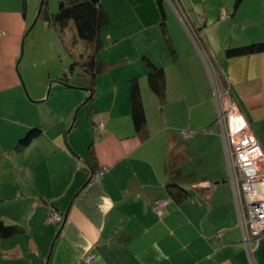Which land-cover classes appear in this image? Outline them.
Returning <instances> with one entry per match:
<instances>
[{"label":"crops","instance_id":"0c3cea01","mask_svg":"<svg viewBox=\"0 0 264 264\" xmlns=\"http://www.w3.org/2000/svg\"><path fill=\"white\" fill-rule=\"evenodd\" d=\"M158 1L115 0L127 13L145 4L152 14L160 11ZM257 1L255 9L234 10L227 0H194L203 11L202 27L196 26L183 0H178L183 15L170 1L174 11L166 12L164 28L170 39L158 44L153 56L144 54L164 68V97L149 85L144 55L138 57L143 65L139 73L125 68L130 59L124 57L118 59L123 66L98 78L92 123L98 121L97 128L104 124L103 129L92 127L82 138L76 124L65 134L49 133L41 125L43 133L19 150L18 141L26 133L0 138V219L23 228L10 238L0 237V264H264V234L251 256L243 242L214 93L217 84L223 108L239 107L264 148V52L228 58L230 45L222 41L215 47L201 30L207 27L209 32V26L223 21V11L233 22L253 24L249 11L264 20V0ZM101 2L113 25L116 9ZM137 19L140 27H147ZM109 24L102 39L105 43V34L113 46L127 34L120 33L124 25L115 31ZM260 25L247 28L236 44L264 41ZM28 26L23 9L0 12V92L21 83L16 61ZM159 26L163 29L162 20ZM133 79L141 86L146 138L137 134L132 121ZM58 80L52 87L63 85ZM71 80L77 82L79 75ZM48 82L38 81L42 89L36 98L45 94ZM70 118L61 115L59 120L67 128ZM34 126L39 127L33 123L27 129ZM91 165L96 174L105 169L101 181L89 182ZM169 184L186 188L189 196L177 203L168 194ZM159 202L165 203L162 214L155 209ZM53 208L63 215L61 224L52 220ZM88 255L93 256L90 262L85 261Z\"/></svg>","mask_w":264,"mask_h":264},{"label":"rangeland","instance_id":"374dc122","mask_svg":"<svg viewBox=\"0 0 264 264\" xmlns=\"http://www.w3.org/2000/svg\"><path fill=\"white\" fill-rule=\"evenodd\" d=\"M46 1L49 11L57 12L59 10L61 0ZM116 1L118 2L119 0ZM170 1L175 3L176 7H178V0H163L167 13L170 9L174 11ZM183 1L186 7L191 11L196 26L202 27L199 15H203V11L194 5L197 0H195V3L193 2L194 0ZM117 2H115V0H106L108 8L116 9L112 12L113 25L110 23L109 26L111 25V27L109 29H115L116 31V27L118 28V26L124 25L120 33L121 35L127 34V36L116 42L114 44L116 46H111L106 41V36L104 34L105 43L101 49V56L106 61H120L118 59L128 57L130 62L125 68H132L136 73H139L138 67L143 68L141 67L143 65L140 60H138V57L141 59V56L147 53L153 56L155 52L154 48L157 47L158 44H164V42L168 40L169 36L167 35L168 37H165L164 28L161 29L159 26L163 19L161 9L152 14L151 12H147L149 7L142 4L139 8L133 6L134 8L136 7V9L131 13H127L126 10L123 11L118 8L121 6H119ZM227 2L234 8L236 0H227ZM40 3L41 0H0V12H3V10H20L26 6L27 21L29 22V26L23 36V38H25V43L24 45L21 43L19 47V56L16 61V70L21 83L17 87L8 88L6 91L0 92V138H5L7 135L14 133L19 138L28 130L27 125L33 123L38 124L39 127L42 125L44 131L49 133L54 134L61 132L65 134L71 130L75 115L77 120L75 131L77 130L82 138L84 135L89 136L92 127L96 132L99 130L97 128L98 121L95 122L96 124L92 123L95 115L94 106L87 102L90 92L83 88H69L66 90L64 88H67V86L59 81L58 82L63 85H55L52 87V81L55 80L56 77L61 79L65 76V72L73 62V58L70 53H68L64 41L57 33L56 29L42 18L37 19ZM109 3L110 7L108 6ZM196 4H199V2ZM258 5L259 1L257 0H246L242 1L240 4V6L249 10L255 9ZM226 9H228L227 6ZM179 11L183 15L180 9ZM230 13H233L232 8ZM256 13L257 12L252 11L247 13V15H249V20H252L255 25L254 23L250 24L246 21L233 22L232 19H227V16L223 21L217 20L218 24L209 26V32H205L207 27L202 28L203 36H205L206 40L215 44V47L222 46V41H225L227 45L237 46L238 44H236V41L242 40L247 28L261 27L260 24H264L262 15ZM137 15L147 27H140L137 24ZM31 26H33L32 29H30ZM195 35L199 43L198 35ZM67 37L73 40L72 31H68ZM82 42L83 41H80L78 44L79 49L83 47ZM187 51L190 52V50ZM123 65L120 64L119 67ZM79 72L80 71L76 69L67 76L69 81L72 78H77ZM50 76L54 77L52 81L50 80ZM107 76H111V73H109V75H104L105 78H107ZM187 78L190 79V77ZM46 79H48L49 82L46 88H44L45 94L40 98H36V95H39L42 89L40 85L37 87L38 81L42 84L41 82ZM70 82L73 83L72 80ZM214 86L215 97H218V86L217 84H214ZM49 88L50 92L48 98L44 99ZM75 94H78L77 98ZM76 102L77 106L73 109L74 103ZM70 107L73 109L71 112H69ZM61 115H70L71 117L70 125L67 128L64 121L59 120ZM10 119H12V121ZM56 173H59V169Z\"/></svg>","mask_w":264,"mask_h":264},{"label":"trees","instance_id":"16d2710c","mask_svg":"<svg viewBox=\"0 0 264 264\" xmlns=\"http://www.w3.org/2000/svg\"><path fill=\"white\" fill-rule=\"evenodd\" d=\"M243 0H236L234 10H237ZM159 7L162 13V26L165 28L166 11L163 0H159ZM39 16L48 24L54 27L57 33L64 41L65 47L73 58V62L65 72V76L61 78L64 83L69 84V76L76 69L80 72L79 80L70 84L78 86H87L90 95L87 102L93 105L96 97L97 83L99 76L108 69L119 65L122 61H106L100 56V51L104 45L102 39V30L110 23V15L103 7L101 0H61L60 8L57 12L49 11L46 0H41L39 6ZM24 17L26 16V6L23 8ZM165 30V29H164ZM72 31L73 40L68 39L67 33ZM170 38H168L169 40ZM82 42V49L78 48V44ZM25 38L22 40V45ZM264 52V41H256L248 44L229 46L225 54L228 58L247 56ZM143 61L149 69L148 82L151 89L159 96L165 95V71L163 67L157 66L148 56H143ZM131 114L134 128L137 134L146 138L147 116L144 107L141 86L137 79L131 81ZM77 123V120L75 124ZM43 133V129L37 126L31 127L26 134L20 138L16 146V150L29 145L35 138ZM90 153L93 159V165L96 167V153L93 143L90 145ZM93 169V174L96 171ZM91 172V171H90ZM91 173L89 182L91 181ZM169 196L181 203L189 196V191L178 184H169ZM53 210H56L53 208ZM57 211V210H56ZM23 228L17 224H8L0 219V237L10 238L17 233H21Z\"/></svg>","mask_w":264,"mask_h":264},{"label":"built area","instance_id":"2783aa9c","mask_svg":"<svg viewBox=\"0 0 264 264\" xmlns=\"http://www.w3.org/2000/svg\"><path fill=\"white\" fill-rule=\"evenodd\" d=\"M221 18H226L225 11ZM217 102V122L226 142L230 180L239 209L243 242L251 256L264 234V148L239 107L225 110L219 96ZM98 128L103 129L104 124H98ZM104 170L94 174L91 181H101ZM164 204L159 202L156 205L158 214H162ZM51 218L56 224H61L64 219L56 210L52 211ZM92 258L93 256L88 255L85 261L90 262Z\"/></svg>","mask_w":264,"mask_h":264},{"label":"water","instance_id":"95a60500","mask_svg":"<svg viewBox=\"0 0 264 264\" xmlns=\"http://www.w3.org/2000/svg\"><path fill=\"white\" fill-rule=\"evenodd\" d=\"M40 12V11H39ZM38 16H39V13H38V15H37V19H38ZM36 22V21H35ZM32 27L33 26H31V28L30 29H32ZM29 30V29H28ZM29 32V31H28ZM59 82H61V83H63V84H65L67 87H70V88H83V89H85V90H87V91H89L90 92V90H89V88L88 87H81V86H78V85H74V84H68V83H64L62 80H58ZM23 83V82H22ZM24 84V83H23ZM49 92H50V88L48 89V92H47V95H46V97L44 98V99H47L48 98V95H49ZM75 122H76V115H75V118H74V120H73V123H72V126L71 127H73V125L75 124ZM92 172H93V170H92ZM91 172V176H92V173Z\"/></svg>","mask_w":264,"mask_h":264}]
</instances>
